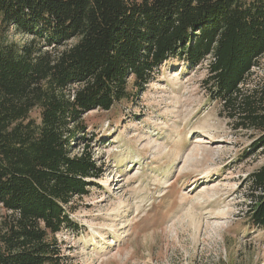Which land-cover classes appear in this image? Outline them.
Segmentation results:
<instances>
[{"label": "trees", "instance_id": "16d2710c", "mask_svg": "<svg viewBox=\"0 0 264 264\" xmlns=\"http://www.w3.org/2000/svg\"><path fill=\"white\" fill-rule=\"evenodd\" d=\"M263 54L264 0H0V264H65L55 235L104 172L92 138L72 152L84 113L134 99L167 61L206 60L232 127L264 131V83L242 88ZM249 183L264 228V164Z\"/></svg>", "mask_w": 264, "mask_h": 264}, {"label": "rangeland", "instance_id": "374dc122", "mask_svg": "<svg viewBox=\"0 0 264 264\" xmlns=\"http://www.w3.org/2000/svg\"><path fill=\"white\" fill-rule=\"evenodd\" d=\"M206 63L167 61L134 99L83 114L72 152L92 138L104 172L55 235L65 264H264V228L245 216L264 131L232 127L201 84ZM263 83L264 54L242 88Z\"/></svg>", "mask_w": 264, "mask_h": 264}]
</instances>
